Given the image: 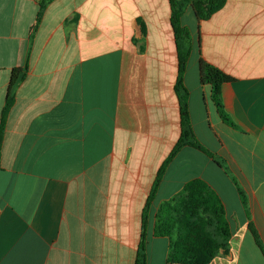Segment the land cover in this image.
<instances>
[{
  "label": "crops",
  "instance_id": "1",
  "mask_svg": "<svg viewBox=\"0 0 264 264\" xmlns=\"http://www.w3.org/2000/svg\"><path fill=\"white\" fill-rule=\"evenodd\" d=\"M41 2L0 0V124L13 71L29 67L0 151V264H136L150 193L182 137L170 0H51L35 31ZM192 8L189 115L222 166L190 146L173 158L147 219L148 264H174L155 215L200 179L231 231L210 264H264V0H226L201 22ZM200 61L232 78L231 126Z\"/></svg>",
  "mask_w": 264,
  "mask_h": 264
},
{
  "label": "trees",
  "instance_id": "2",
  "mask_svg": "<svg viewBox=\"0 0 264 264\" xmlns=\"http://www.w3.org/2000/svg\"><path fill=\"white\" fill-rule=\"evenodd\" d=\"M51 0H42L37 16L35 31L41 23L47 5ZM172 7L171 22L175 32L178 48L179 75L176 83V93L180 101L182 116V137L170 157L159 170L150 198L144 210L143 232L136 264H148L147 229L149 212L158 192L160 183L167 171V166L173 158L186 146L199 149L216 164L222 166L221 161L198 141L193 130L190 111V94L185 86V74L188 61L193 50V40L190 30L182 25L185 8L191 5L199 22L205 21L222 9L226 0H170ZM201 80L212 89V99L218 113L225 124L233 125L225 114L221 101V88L230 83L232 78L215 68L200 61ZM28 65L15 69L9 86V95L3 110L0 124V151L4 140L6 119L9 110L15 101V91L28 73ZM240 190V195L245 203V195ZM154 236L169 238L170 247L167 261L174 264H210L221 250L227 251L231 237L230 226L226 219L224 205L216 193L201 179L189 182L182 193L170 202L160 206L155 215ZM256 243L264 253L263 246L258 238Z\"/></svg>",
  "mask_w": 264,
  "mask_h": 264
},
{
  "label": "rangeland",
  "instance_id": "3",
  "mask_svg": "<svg viewBox=\"0 0 264 264\" xmlns=\"http://www.w3.org/2000/svg\"><path fill=\"white\" fill-rule=\"evenodd\" d=\"M199 133H200V132H199ZM200 136H201V134H200ZM201 138L204 139L203 137H201ZM204 147L206 148L207 151L210 152L209 148H207L206 146H204Z\"/></svg>",
  "mask_w": 264,
  "mask_h": 264
},
{
  "label": "built area",
  "instance_id": "4",
  "mask_svg": "<svg viewBox=\"0 0 264 264\" xmlns=\"http://www.w3.org/2000/svg\"><path fill=\"white\" fill-rule=\"evenodd\" d=\"M0 215H1V210H0Z\"/></svg>",
  "mask_w": 264,
  "mask_h": 264
}]
</instances>
